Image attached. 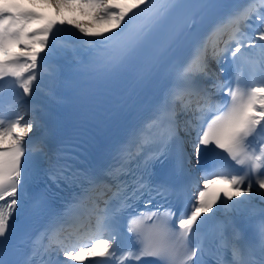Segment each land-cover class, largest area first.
Instances as JSON below:
<instances>
[{
    "label": "snow or ice",
    "instance_id": "snow-or-ice-1",
    "mask_svg": "<svg viewBox=\"0 0 264 264\" xmlns=\"http://www.w3.org/2000/svg\"><path fill=\"white\" fill-rule=\"evenodd\" d=\"M51 2L57 15L78 8L106 27L61 20L60 27L50 22L32 30L43 19L39 13L0 0V81L11 77L21 98L33 97L21 99L32 119H24L27 112L15 118L0 112V264H144L145 258L264 264V0H132L131 7L126 0ZM133 9L139 11L129 16ZM215 9L224 11L210 18ZM64 24L77 30L67 32L74 37L71 51L90 56L97 74L132 71L141 81L162 83L148 113L100 164L85 165L77 148L54 149L39 115L46 105L35 101L41 91L40 83L33 89L36 69L49 58L41 53L56 51L54 30L65 31ZM249 49L257 50L259 82L219 79L212 65L223 73L229 56L235 66ZM78 68L68 62L69 72ZM49 96L55 98L51 89ZM193 168L202 187L197 184L174 224L159 219L176 216L170 197ZM30 183L66 188L70 196L62 206L35 200L43 222L25 224L21 235L17 220L25 215ZM216 183L227 188L211 194ZM81 208L87 209L83 243ZM147 220L153 223L145 230ZM21 246L20 257L4 258Z\"/></svg>",
    "mask_w": 264,
    "mask_h": 264
},
{
    "label": "bare ground",
    "instance_id": "bare-ground-1",
    "mask_svg": "<svg viewBox=\"0 0 264 264\" xmlns=\"http://www.w3.org/2000/svg\"><path fill=\"white\" fill-rule=\"evenodd\" d=\"M22 2H25L26 4H36L41 6L42 8H47L48 10L53 9L54 12L52 14L49 15L50 19L53 20V22H55L57 24L58 27H60L59 22L61 20L63 21H73L76 22L74 17L70 14L68 15H64L65 13L64 8H62L60 10V14L57 15V9L55 7L52 6V2L51 0H45V1H50V4L48 6L45 5V3H34L33 0H19ZM43 1V0H42ZM47 3V2H46ZM126 4L127 6L131 7L132 5V0H126ZM134 10V9H133ZM130 15V13H129ZM127 19V18H126ZM80 22V21H79ZM95 22H93L91 25H85V26H90L93 30H97V31H103L104 28L106 26H99V24L95 23V25H93ZM63 28L65 29V31H62V38L59 40H55L53 43L55 45L56 51L55 52H51L54 55V58H70L73 60H77V59H83L85 52L81 51L78 54H74L71 49L74 46V37L73 36H69L67 34V32L70 30L72 33H76L77 30L75 28H72L70 24H64ZM67 49H69L70 51L68 52ZM42 74L40 76L43 77V80L40 79V84H41V91L40 93L44 95L49 94V90L51 89V85L53 83V75L55 76V78L58 76V70L56 69V67L54 65H44L43 69H42ZM52 74V75H50ZM85 226L80 228L79 234L82 236V240L81 242H85L87 240V232H86V223L84 224Z\"/></svg>",
    "mask_w": 264,
    "mask_h": 264
},
{
    "label": "rangeland",
    "instance_id": "rangeland-1",
    "mask_svg": "<svg viewBox=\"0 0 264 264\" xmlns=\"http://www.w3.org/2000/svg\"><path fill=\"white\" fill-rule=\"evenodd\" d=\"M34 3H45L46 6H48L50 4V1H45V0H33ZM47 2V3H46ZM66 15L70 14L74 17L75 21L78 22V23H81V24H85V25H91L94 21L92 20L91 16L89 15H86L84 13L81 12L80 9L76 8V9H69V8H64V11H63ZM80 21V22H79ZM95 25V23L93 24ZM99 26H106V25H100ZM33 116H29V115H25L24 116V119H32ZM23 122V121H22ZM33 132H35V129H33ZM32 133V132H30ZM30 133L28 135H30ZM28 137V136H27ZM25 137V139L27 138Z\"/></svg>",
    "mask_w": 264,
    "mask_h": 264
}]
</instances>
